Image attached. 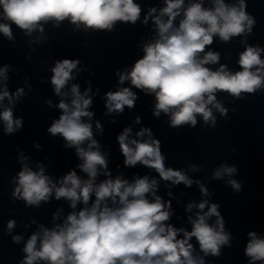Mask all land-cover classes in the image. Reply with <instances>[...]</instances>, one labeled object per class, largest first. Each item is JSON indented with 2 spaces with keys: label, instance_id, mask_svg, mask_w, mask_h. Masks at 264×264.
Here are the masks:
<instances>
[{
  "label": "clouds",
  "instance_id": "1",
  "mask_svg": "<svg viewBox=\"0 0 264 264\" xmlns=\"http://www.w3.org/2000/svg\"><path fill=\"white\" fill-rule=\"evenodd\" d=\"M246 8V0H237L234 4L212 0V7H205L204 0L187 5L185 0H164L158 15H155L157 8H149L142 22L147 24L151 18L158 38L154 43L144 45V56L130 71L117 72L119 84L130 81L132 87L154 94L153 116L159 118L162 112L169 115L173 129L183 125L195 127L197 115L202 116L205 125L214 127L216 118L212 109L225 117L228 112L217 100V92L223 91L242 99V93L255 94L264 90V59L261 58L264 48L259 45L245 46L239 54L238 71L232 72L224 64L215 70L207 66L218 64L220 60L219 52L206 51V47L213 44L214 37L228 43L233 37L243 36L246 40L247 34L252 32L256 21ZM0 10L2 18L10 22L0 23V33L9 40L13 39L12 24L25 30L29 36L34 31L43 33L41 22L53 20L58 27L59 22L66 19L77 28L83 25L85 29L111 31L116 22L134 25L141 15V6L134 0H0ZM181 16L176 26L177 17ZM80 63L79 59H62L51 68L54 93L61 97L56 105L61 115L47 131L53 137L61 136L65 148L75 149L76 156L82 161L77 167L87 178L82 179L73 169L53 182L45 175L42 165L37 166L38 171L28 167L24 163L27 157L21 153L23 166L14 181L16 187L12 196L25 201L26 206L38 208L42 201L48 202L54 194L56 200L64 198L69 201L72 209H76L78 202L84 207L70 212L62 224L51 230L41 225V231L33 233L27 240L23 249L26 255L19 264H37L38 261L47 264H205L203 257L194 255L195 249L190 242L193 238L205 257H219L222 246L231 247V236L225 231V220L218 203H210L207 199L188 203L186 211L198 209L195 219L188 217L191 230L176 228L166 223L173 215L172 204L171 200L165 201L157 195V179L143 176L130 183L120 175L112 178L107 155L100 150L90 122L94 115L88 110L92 103L88 94L91 88L81 94L79 84L73 83L70 103L64 99L69 92L62 89L73 79V70L78 69ZM7 70V65L0 68V79H8ZM23 95V88L10 93L5 84L0 91V102L7 98L12 104ZM137 98L131 87L108 91L105 94L106 114H122L125 106L129 109L135 107ZM47 103L51 105V101ZM84 117L89 122H85ZM0 120L4 122L6 135L23 127L22 118H14L11 107L0 112ZM135 123H141L139 116ZM95 128L103 132L99 121H96ZM131 132V127H125L117 136L124 167L141 164L154 169L160 179L171 185L182 183L190 188L196 183L202 196L210 195L204 184L189 178L184 169L165 166L161 141L154 137L151 128H140L135 134L137 138H131ZM35 146L39 148V145ZM196 170L197 165H189L188 171ZM101 171L106 179L97 184L95 181ZM236 172L235 166L222 164L212 178L220 179ZM227 183L236 192L242 190L235 179ZM149 194L152 200L147 198ZM167 195L171 197L172 193ZM93 196L95 199L89 207ZM211 217L216 218L214 224L208 222ZM53 219H56L55 213ZM15 224V220L8 221V233ZM181 233L182 238H178ZM248 236L251 239L245 255L250 258L249 264L257 261L264 264V238L254 231ZM12 239L18 243L22 237L17 235Z\"/></svg>",
  "mask_w": 264,
  "mask_h": 264
},
{
  "label": "water",
  "instance_id": "2",
  "mask_svg": "<svg viewBox=\"0 0 264 264\" xmlns=\"http://www.w3.org/2000/svg\"><path fill=\"white\" fill-rule=\"evenodd\" d=\"M134 2L141 6L140 19L134 25L118 21L111 31L85 29L83 25L77 28L66 19L59 22L58 27L53 20L41 22L43 33L34 31L30 36L12 24V40L0 33V68L8 66V79H0V91L5 84L10 93H15L18 88L24 89V95L12 104L7 98L0 102V112L11 107L14 118L23 120V127L10 135L5 134L4 122L0 120V264H19L26 255L23 249L27 240L33 233L41 231V225L51 230L62 224L70 212L84 207L78 202L76 209H72L69 201L64 198L56 200L54 194L48 202L42 201L38 208L26 206L25 201L12 196L16 187L14 181L23 166L21 153L27 157L24 163L28 167L38 171L37 166L42 165L45 175L53 182L59 181L73 169L82 179L87 178L77 167L82 161L76 156L75 149L65 148L61 136L53 137L47 131L61 115V110L56 107L61 97L54 93L51 68L62 59L81 61L78 69L73 70V79L62 89L69 92V96L64 99L70 103L73 83L79 84L81 94L86 88H91L88 94L92 97V103L88 110L94 115L90 122L100 150L107 155L108 171L112 178L120 175L130 183L143 176L157 179V195L165 201L171 200L172 204L173 215L166 223L176 228L191 230L188 217L195 219L198 209L186 211L188 203L207 199L210 203L220 205L225 231L231 236V247L222 246L219 257H205L193 238L190 242L195 249L194 255L203 257L205 264H249L250 258L245 255V248L251 239L248 233L254 231L264 238V90L255 94L242 93V99H236L223 91L217 92V100L228 112L225 117L212 109L216 118L214 127L205 125L200 115H197L195 127L183 125L175 129L170 127L169 115L162 112L159 118L154 117L155 95L132 87L130 81L119 84L117 72L130 71L134 63L144 56V45L154 43L158 38L152 19L149 18L147 24L142 21L151 7L157 8L155 15H158L164 0ZM189 2L197 0H185V5ZM236 2L225 0L226 4ZM246 4V11L256 21L253 30L247 34L246 40L240 36L224 43L219 37H214L213 44L206 47V51L220 53L218 64L207 65L213 70L224 64L228 70L238 71L239 54L246 45L264 48V0H246ZM204 6L212 7V0H204ZM181 18L177 17L176 26ZM0 23L10 22L0 15ZM242 40L245 42L242 43ZM261 58L264 59V53ZM120 87H131L136 93L138 98L135 107L129 109L125 106L122 114H106L105 94L108 91L115 92ZM47 101H51V105ZM137 116L141 118L139 124L135 123ZM82 119L89 122L87 117ZM96 121L102 124V133L95 128ZM125 127H131V138H137L135 134L140 128H151L154 137L161 141V152L166 157L165 166L184 169L189 178L203 183L210 195L202 196L196 183L190 188L182 183L171 185L160 179L154 169L141 164L124 167L117 136ZM35 145H39V148ZM190 164L197 165L198 170L188 171ZM222 164L235 166L237 172L232 176L213 179L214 171ZM104 179L106 177L101 171L95 182L98 184ZM230 179L239 182L242 190L236 192L232 189L227 183ZM168 192L172 193L171 197L167 195ZM147 198L153 199L150 194ZM94 199L93 196L89 207ZM54 213L56 219H53ZM215 219L211 217L208 222L214 224ZM9 220L16 221L11 233L7 231ZM17 235L22 237L18 243L12 239ZM182 235L179 234L178 238H182ZM39 243L38 240L37 247ZM37 264L47 262L38 261ZM255 264L262 262L257 261Z\"/></svg>",
  "mask_w": 264,
  "mask_h": 264
}]
</instances>
